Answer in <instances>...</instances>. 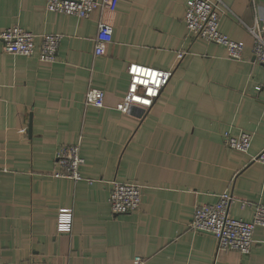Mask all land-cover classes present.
Instances as JSON below:
<instances>
[{
    "label": "crops",
    "instance_id": "crops-1",
    "mask_svg": "<svg viewBox=\"0 0 264 264\" xmlns=\"http://www.w3.org/2000/svg\"><path fill=\"white\" fill-rule=\"evenodd\" d=\"M188 0H119L90 16L46 9V0H0V26L61 34L54 61L6 52L0 44V264H264V227L249 254L218 250L194 231L197 204L230 190V214L244 220L264 203V65L254 59L250 26H264V0H221L220 30L245 43L242 58L195 37ZM113 27L94 52L99 22ZM183 51L182 58L177 57ZM173 71L149 108L115 106L127 93V66ZM90 87L105 106L87 104ZM252 133L247 151L228 147V131ZM79 144L83 178L56 177V150ZM111 180L142 185L139 209L113 214ZM248 202V203H244ZM72 208L70 232L57 230Z\"/></svg>",
    "mask_w": 264,
    "mask_h": 264
},
{
    "label": "built area",
    "instance_id": "built-area-1",
    "mask_svg": "<svg viewBox=\"0 0 264 264\" xmlns=\"http://www.w3.org/2000/svg\"><path fill=\"white\" fill-rule=\"evenodd\" d=\"M119 0H46V9L86 18L97 8L115 10ZM221 0H188L184 21L195 37L223 45L231 58L241 59L245 43L230 38L220 30V22L224 11ZM254 36V59L264 65V26L258 21L251 25ZM37 34L18 24L0 26V44L6 52L32 55L39 50V59L54 61L57 57L61 34L42 33L40 44H36ZM113 40V27L100 21L95 38L94 52L97 55L106 52L107 45ZM184 52L177 54L182 58ZM129 86L127 93L117 102L116 108L129 113L134 105L149 108L159 96L161 90L169 82L173 71L158 69L136 62L127 66ZM86 103L105 106L106 92L102 88L90 87L86 92ZM252 140V133L240 131L237 134L226 132L224 143L241 151H247ZM253 161L264 165V148L252 156ZM79 144L61 145L55 154L56 177L79 180L82 177L80 166L84 163ZM234 196L230 190L223 191L215 203L197 204L190 221V228L198 232H206L215 236L218 250H237L249 254L253 246V235L257 226L264 227V203H254V215L251 220L237 218L230 214V206ZM142 201V185L136 182L111 180L109 182V203L113 214L126 213L140 208ZM244 203V202H243ZM248 203V202H245ZM244 203V204H245ZM73 222L72 208H61L57 215V230L70 232ZM144 258L135 256L134 264H142ZM33 264V263H29ZM40 264H53L42 261Z\"/></svg>",
    "mask_w": 264,
    "mask_h": 264
}]
</instances>
